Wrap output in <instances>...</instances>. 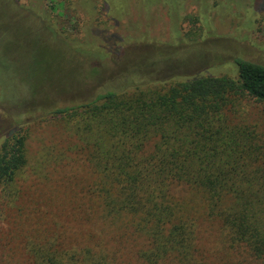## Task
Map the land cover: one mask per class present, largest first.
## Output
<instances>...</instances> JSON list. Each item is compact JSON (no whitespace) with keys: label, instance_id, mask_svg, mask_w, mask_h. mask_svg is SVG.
<instances>
[{"label":"trees","instance_id":"obj_1","mask_svg":"<svg viewBox=\"0 0 264 264\" xmlns=\"http://www.w3.org/2000/svg\"><path fill=\"white\" fill-rule=\"evenodd\" d=\"M60 39L101 59L114 52ZM128 54L138 60L125 62L124 88L47 110L42 120L61 126L64 145L32 157L28 125L0 145L3 204L18 211L27 179L86 170L63 200L77 210L75 236L64 225L32 232L30 264H127L125 249L138 264L264 260V64L236 57L235 74H185V61L165 57L170 69L149 74L157 59Z\"/></svg>","mask_w":264,"mask_h":264},{"label":"rangeland","instance_id":"obj_2","mask_svg":"<svg viewBox=\"0 0 264 264\" xmlns=\"http://www.w3.org/2000/svg\"><path fill=\"white\" fill-rule=\"evenodd\" d=\"M60 38L114 52L104 59L89 49L81 54ZM132 49L157 59L149 74L170 69L165 57L185 61L187 74H235L236 57L264 64V0H0V145L27 125L32 157L45 143L64 145L61 126L42 120L47 110L124 88L131 75L125 62L138 60ZM53 173L48 184L27 179L22 211L4 205L0 190V264H30L25 238L34 231L64 225L75 236L77 210L63 200L74 193V175L86 170L69 164ZM121 256L138 264L128 249ZM223 258L241 264L243 256Z\"/></svg>","mask_w":264,"mask_h":264}]
</instances>
